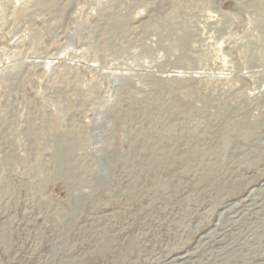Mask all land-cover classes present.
<instances>
[{
    "label": "rangeland",
    "instance_id": "obj_1",
    "mask_svg": "<svg viewBox=\"0 0 264 264\" xmlns=\"http://www.w3.org/2000/svg\"><path fill=\"white\" fill-rule=\"evenodd\" d=\"M0 264H264V0H0Z\"/></svg>",
    "mask_w": 264,
    "mask_h": 264
}]
</instances>
